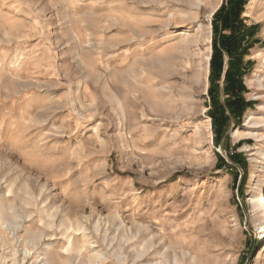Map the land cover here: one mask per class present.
<instances>
[{
    "label": "rangeland",
    "instance_id": "1",
    "mask_svg": "<svg viewBox=\"0 0 264 264\" xmlns=\"http://www.w3.org/2000/svg\"><path fill=\"white\" fill-rule=\"evenodd\" d=\"M225 2L0 0V264H264V0L218 140Z\"/></svg>",
    "mask_w": 264,
    "mask_h": 264
},
{
    "label": "trees",
    "instance_id": "2",
    "mask_svg": "<svg viewBox=\"0 0 264 264\" xmlns=\"http://www.w3.org/2000/svg\"><path fill=\"white\" fill-rule=\"evenodd\" d=\"M247 1L227 0L214 14L209 95L212 99L211 115L218 140L226 132V125L230 120L219 95V81L225 69V54L229 57V65L224 75V95L228 97L227 109L240 119L245 109L252 104L242 95L247 91L243 77L248 72L249 64L245 63L244 58L250 48L258 42L255 38L258 25H248L242 18Z\"/></svg>",
    "mask_w": 264,
    "mask_h": 264
},
{
    "label": "bare ground",
    "instance_id": "3",
    "mask_svg": "<svg viewBox=\"0 0 264 264\" xmlns=\"http://www.w3.org/2000/svg\"><path fill=\"white\" fill-rule=\"evenodd\" d=\"M188 44H189V42L185 45V50H183V52H181L180 53V55L182 54V56H179L180 58L181 57H184L185 55H189V51H190V49L188 48ZM190 47V46H189ZM178 56V55H177ZM188 58V57H187ZM189 61V60H188ZM194 64V63H193ZM193 64H191V65H193ZM186 66V65H185ZM190 73H194V75L195 74H197L198 76H199V73L197 72V70L196 69H194L193 68V66H192V68H191V70L189 71ZM199 78H200V76H199ZM202 85V84H201ZM183 104H184V106H185V109H184V111H186V112H188V113H190V114H195V112H192V108H193V102H191V101H183ZM262 185H264V180H263V183H261ZM254 206H259V207H261V208H263V214L261 215V216H264V195H262V196H260L259 198H258V200H255V203H254ZM182 240V242H179L178 243V246H176V247H188L189 246V248L190 249H192V250H194L195 248H196V246H197V243H198V240H197V238H183V239H181ZM168 244V243H167ZM176 247H174V248H176ZM164 256L166 257V258H170L171 257V254L169 253V252H165V254H164ZM177 261H179V258H178V260ZM193 264H195V263H193ZM197 264V263H196Z\"/></svg>",
    "mask_w": 264,
    "mask_h": 264
}]
</instances>
